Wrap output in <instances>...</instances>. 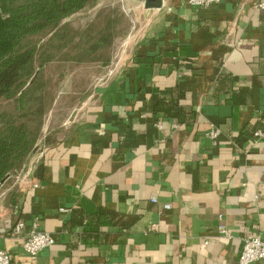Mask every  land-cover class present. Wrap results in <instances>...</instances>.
Instances as JSON below:
<instances>
[{"label": "crops", "instance_id": "1", "mask_svg": "<svg viewBox=\"0 0 264 264\" xmlns=\"http://www.w3.org/2000/svg\"><path fill=\"white\" fill-rule=\"evenodd\" d=\"M161 1H132L113 74L0 188L10 264H237L246 235L264 239V11ZM33 219L54 242L31 258L11 230Z\"/></svg>", "mask_w": 264, "mask_h": 264}, {"label": "trees", "instance_id": "2", "mask_svg": "<svg viewBox=\"0 0 264 264\" xmlns=\"http://www.w3.org/2000/svg\"><path fill=\"white\" fill-rule=\"evenodd\" d=\"M95 1L0 0V100L12 98L16 107L24 110H29L35 102V113H44L46 101L38 91L42 87V69L49 61L58 59L62 48L67 46L68 30L61 22ZM110 27L108 21L95 41L106 40L110 36ZM37 36L38 39L40 36L47 38L40 43ZM94 50L92 46H72L67 48L65 58L82 61ZM36 140L37 135L11 114L1 116L0 180L7 174L23 171ZM48 142L49 138L45 143ZM41 171L42 167L38 165L34 174L41 176Z\"/></svg>", "mask_w": 264, "mask_h": 264}, {"label": "rangeland", "instance_id": "3", "mask_svg": "<svg viewBox=\"0 0 264 264\" xmlns=\"http://www.w3.org/2000/svg\"><path fill=\"white\" fill-rule=\"evenodd\" d=\"M130 1L96 0L61 22L68 30L67 46L62 48L58 59L49 61L42 69V87L38 91L46 101L44 113H35V102H32L29 110H24L18 109L12 98L0 100V118L11 114L16 121L24 123L33 135H37L36 144L23 171L21 169L10 174L3 183L5 186L2 184L0 188L7 187L28 170L30 162L42 151L48 138L52 135L56 137L67 125L79 119L95 91L112 75L108 74V70L127 53L132 41L131 31L134 25L128 8H132L134 2ZM134 6L135 4L133 8ZM108 21L111 24L110 36L104 41L96 42L98 32L103 30ZM35 38L38 39V36ZM45 38L47 36H40L38 40L41 43ZM78 45L92 46L95 50L84 56L89 58L82 61L65 58L67 48Z\"/></svg>", "mask_w": 264, "mask_h": 264}, {"label": "built area", "instance_id": "4", "mask_svg": "<svg viewBox=\"0 0 264 264\" xmlns=\"http://www.w3.org/2000/svg\"><path fill=\"white\" fill-rule=\"evenodd\" d=\"M222 0H188L191 5L195 6H207L210 4H216ZM254 5L264 11V0H256ZM119 61V60H118ZM117 61V62H118ZM116 62V63H117ZM116 63L110 67L108 74H113L116 67ZM264 125V118L261 119ZM218 131L216 129L211 130L209 135L215 137ZM264 135V131L257 130L254 133V137ZM36 186L35 183H33ZM165 209L170 207L169 203H165ZM221 219V216H219ZM25 222L23 220H17L12 227V234L14 236H22V249L31 258L35 257L42 249H45L53 244L54 239L52 235L46 231L40 230L38 227L37 219H33L29 224L28 232L23 233ZM218 231L225 237H230V230L220 223ZM264 260V239L257 235L248 234L243 238L242 246L238 255L237 264H254L256 261ZM11 258L7 250L0 248V264H10Z\"/></svg>", "mask_w": 264, "mask_h": 264}, {"label": "water", "instance_id": "5", "mask_svg": "<svg viewBox=\"0 0 264 264\" xmlns=\"http://www.w3.org/2000/svg\"><path fill=\"white\" fill-rule=\"evenodd\" d=\"M143 2V5L145 8H160L162 6V1L161 0H141ZM30 84V82L28 83ZM27 84V85H28ZM9 174L5 175L0 180V186L6 181L7 178H9Z\"/></svg>", "mask_w": 264, "mask_h": 264}]
</instances>
